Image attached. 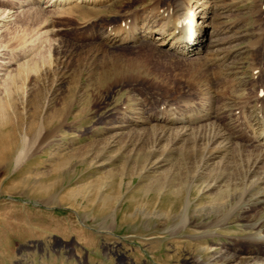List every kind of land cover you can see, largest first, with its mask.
Listing matches in <instances>:
<instances>
[{"label": "rangeland", "instance_id": "1", "mask_svg": "<svg viewBox=\"0 0 264 264\" xmlns=\"http://www.w3.org/2000/svg\"><path fill=\"white\" fill-rule=\"evenodd\" d=\"M76 1L0 0V17L12 12L0 30V138L15 142L0 159V264H264L257 246L242 248L264 242V216L246 213L264 211V184L223 218L212 205L260 150L250 124L264 109V0H212L206 45L184 56L155 39L102 40L153 0ZM209 92L201 109H218L216 126L190 124L185 142L173 124L158 139L159 116ZM246 94L248 108L224 109ZM220 124L238 137L202 172Z\"/></svg>", "mask_w": 264, "mask_h": 264}, {"label": "bare ground", "instance_id": "2", "mask_svg": "<svg viewBox=\"0 0 264 264\" xmlns=\"http://www.w3.org/2000/svg\"><path fill=\"white\" fill-rule=\"evenodd\" d=\"M73 1L76 0H39V2L43 4L45 7H49V6L54 7L55 5H65V4L68 5ZM83 1L90 4L92 3L99 4L107 0H83ZM214 5L212 0H153L152 4L149 7L135 11L127 16L124 17L122 16L123 18L122 21L125 23L121 27H119V30L117 27L116 33H110L108 31L109 33L103 34L101 38L102 40L111 44H115V43L126 44V42L137 41L139 39H151V40L155 39L157 41V44L167 47L169 51L175 52V54H179L183 56L189 53L199 54L203 51L206 45L204 43L207 41L206 38L208 36V33L205 29V25H208L209 22L208 16L210 13V9L211 7H214ZM11 14L12 12L10 11L1 14L0 30L3 28L5 23L11 18ZM112 30L110 29V31ZM226 57L229 58V53L224 55V57H221V55L215 56L214 60L215 62H220V64H222L223 62L221 63V61H225ZM205 59H208V61L211 60L210 57ZM240 82H242V85L243 83H246L243 81ZM248 84H244V85H248ZM252 86L254 88L256 87L255 85ZM206 92L204 91V94ZM213 95L209 92L203 99H201L202 101L200 102L198 101L199 103L192 102L186 104L184 107H181L178 113L176 114L173 113L170 114L168 112L166 113V115L162 114L161 116H159L158 119L163 121L166 125L164 124L163 127H161V129L156 128L153 131L154 134H156L158 139H161L166 134L165 130L167 129V127L171 129L173 127L171 125L173 124L174 125L181 124L182 125L181 130L185 129V142H187L189 137L188 130L190 129L189 127L190 124L195 123L196 121L201 122L202 120H205L207 122V126L213 125L212 127H214V125L216 124L214 118L218 116L217 113L218 109H215L214 107H213L214 109H211L212 107L201 109L204 103H206L205 100L207 101L209 100L208 105H211L210 99L214 97ZM246 95H243L241 99L228 97L223 103L224 109L229 110L233 104L238 102L242 104L244 103V107L247 106L246 108H248L252 98L249 95L247 96ZM261 102L264 103V98H261ZM256 112H255L256 116H253V121L250 125L253 130L252 140L254 143L257 144V146L260 147V150L257 154H254L253 152L251 153V156L247 159V161H245L246 162L244 164L245 170L242 171L241 173H238L237 174L238 178H236V180H234L232 184H229L227 188L221 189L218 192V194L215 196V203H213L212 205H213V209L219 213L218 214L219 218L225 217L226 214L230 211L233 212L239 211L238 206L242 203V198L244 197V195H246L253 188V186H256L259 183L260 185L264 184V109L260 106V108L256 110ZM127 125H129L128 122L127 124H123L120 127L125 128ZM164 126H166V128ZM217 128H214L213 131L214 135L209 138V143L207 144V150L204 151L203 153L201 152L202 157L200 161L202 162L201 165L203 170L202 172H204L207 169V167L210 166L211 162L216 158L226 157L230 149L231 141H233L234 138L238 137V135L230 133V130H228L229 128L228 125L220 124L217 126ZM170 129L169 131H171ZM207 131L209 132L208 128L205 131H203V133ZM199 134H200V130L198 129L197 133L195 134L194 141L198 139ZM10 135L12 134L10 133ZM181 136H184L183 131L179 132L178 137L181 138ZM4 139L6 138L4 137L0 138V159L5 155L7 151L11 150L15 146V142L11 141V143L6 148L5 147L3 148L2 144L5 141ZM240 150L241 152L239 153V155L240 157H242L243 150L242 149ZM24 158H25V151H22L15 158L17 165H19ZM220 176L221 178H216V181L212 184H209V181L205 182L209 190H211L213 187L219 186V183L221 181L220 179H222L223 175ZM158 181H160V179ZM228 189H232L233 192H236V195H234L233 192L230 194ZM229 199L233 200V202H230ZM231 203L232 205L229 206ZM256 205L258 204L255 203V206H252L246 212L248 220L263 218L264 211H260V210L258 211ZM187 207L188 206L186 205L185 209H188ZM107 218H105V221L107 220ZM184 219L185 218H183V220ZM261 224H264V221ZM254 246H257V249L255 251L256 253L260 255H264V242L258 241L257 239H252V240L247 239V241L243 243L242 248L244 251L247 250L252 252L254 251L253 248Z\"/></svg>", "mask_w": 264, "mask_h": 264}]
</instances>
